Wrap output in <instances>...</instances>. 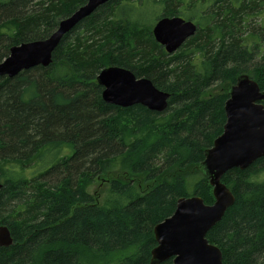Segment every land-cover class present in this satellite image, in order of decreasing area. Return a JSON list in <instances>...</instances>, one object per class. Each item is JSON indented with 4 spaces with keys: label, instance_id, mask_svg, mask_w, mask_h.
Segmentation results:
<instances>
[{
    "label": "trees",
    "instance_id": "16d2710c",
    "mask_svg": "<svg viewBox=\"0 0 264 264\" xmlns=\"http://www.w3.org/2000/svg\"><path fill=\"white\" fill-rule=\"evenodd\" d=\"M85 3L0 0V63ZM173 17L197 29L169 55L151 30ZM111 66L167 93L165 111L105 104L95 79ZM241 75L264 91V0H112L63 36L48 67L0 77V225L13 238L0 264H150L153 229L179 198L214 202L201 164ZM126 172L151 187L117 179ZM102 177L99 203L89 185ZM221 182L235 201L206 239L222 264H264V157Z\"/></svg>",
    "mask_w": 264,
    "mask_h": 264
},
{
    "label": "water",
    "instance_id": "95a60500",
    "mask_svg": "<svg viewBox=\"0 0 264 264\" xmlns=\"http://www.w3.org/2000/svg\"><path fill=\"white\" fill-rule=\"evenodd\" d=\"M112 0H86L71 16L60 21L57 29L45 40L10 48L0 63V77L13 78L35 67H48L59 42L80 21L98 7ZM196 25L182 18H162L151 30L156 43L172 55L196 32ZM102 87L101 99L107 105L129 108L145 107L161 113L167 107L169 95L156 89L145 78H136L124 68L111 66L96 77ZM223 131L204 152L201 168L212 187L214 202L204 204L197 196L179 198L173 214L153 229L156 247L151 251L150 264H222L218 247L208 242L206 235L234 204L231 191L221 182L230 170H245L264 157V91L246 75L237 78L224 104ZM1 189V185H0ZM13 245L7 226L0 225V248Z\"/></svg>",
    "mask_w": 264,
    "mask_h": 264
},
{
    "label": "rangeland",
    "instance_id": "374dc122",
    "mask_svg": "<svg viewBox=\"0 0 264 264\" xmlns=\"http://www.w3.org/2000/svg\"><path fill=\"white\" fill-rule=\"evenodd\" d=\"M217 92L214 91L212 94H215ZM40 168V166H37L36 169ZM34 169V170H36ZM33 172H29L28 176H32ZM180 174L188 181V182H194L196 180H198L199 178V173L197 169H189L186 170L184 172H180ZM117 179L119 180H123V181H131L133 183L136 184L137 188L142 190V189H147L149 187H151V183L146 182L145 180H143V178H140L138 176L135 175H131L128 172L126 173H121L119 174V176L117 177ZM108 183L106 182V177H102V178H98L96 179L92 184L89 185V192L92 194L93 198L95 199V201L102 203V201H106V197L108 196ZM128 254H130V252H126V253H121V254H115L113 256L109 257V261L111 262V260H115L118 257H125Z\"/></svg>",
    "mask_w": 264,
    "mask_h": 264
}]
</instances>
